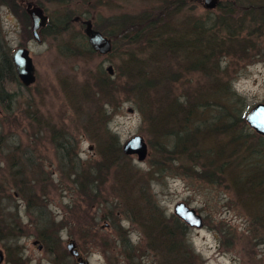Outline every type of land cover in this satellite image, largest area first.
Masks as SVG:
<instances>
[{"label":"rangeland","instance_id":"obj_1","mask_svg":"<svg viewBox=\"0 0 264 264\" xmlns=\"http://www.w3.org/2000/svg\"><path fill=\"white\" fill-rule=\"evenodd\" d=\"M25 1L0 0V51L11 57L26 47L35 74L26 86L3 84L13 95L0 102V264H76L70 241L87 264H264V180L251 184L264 167V134L226 119L264 103V17L244 13L245 1L237 0L234 13L245 17L232 45L196 66L168 51L149 70L160 85L144 96L127 61L130 52L138 59L151 52L148 38L135 36L141 26L129 34L104 30L114 29L111 17H132L162 0H29L46 16L40 41ZM177 1L184 5L166 29L175 37L183 21L217 20L218 5L228 7V0L214 9ZM64 16L66 27L52 24ZM87 20L109 39L107 52L90 45ZM82 38L93 54L77 45ZM173 99L169 134H190L180 151L145 112ZM135 134L147 145L142 160L122 150ZM112 143L124 156L101 158ZM178 202L200 215L199 226L175 213Z\"/></svg>","mask_w":264,"mask_h":264},{"label":"trees","instance_id":"obj_2","mask_svg":"<svg viewBox=\"0 0 264 264\" xmlns=\"http://www.w3.org/2000/svg\"><path fill=\"white\" fill-rule=\"evenodd\" d=\"M234 1L235 4H232L228 0L226 2V5L228 6L227 8L222 7L223 5L225 6L224 3H220L218 7L216 6L217 8L214 7L218 9L219 12V15H217V20H213L209 16L210 14H206L207 20L197 19L195 21H183L181 24L186 25V28L181 32V36L179 37H175L166 33L169 31L166 29L170 28L171 26L170 19L172 18L173 13L176 16L179 10L182 8V5H184V3L182 5L178 3L177 0H162L158 5H154L153 8L141 10L138 14L133 15L132 17H126L123 15L111 17V23L114 25V29H109L110 31H104L105 34L109 33L110 35L117 33L129 34L132 30H135L138 25L141 26L140 28L137 27L136 31L134 32L135 36L140 34L148 38L147 44H149L151 52L145 54L142 59H138L136 55L133 57L134 54L130 52L127 61L136 65V68L139 71V80L137 83L139 85L141 84L142 88H145L144 96H146V93L150 90V87L156 88V86L160 85L161 83L159 75H154L152 72H149V70H157L154 63L157 60H160V57L164 56V54L168 53V51L175 50L177 54L185 53L187 60H191V63L189 64L191 66L203 65L209 60V53L213 52L215 48L224 47V44H226L227 48L232 45V42L234 41L233 37L242 27V22L244 21L245 17L244 13L253 16L255 12H258L264 17V4H258L261 0H244L246 9L241 15L234 13V6L236 5L237 0ZM170 10L173 11L170 12ZM242 15L244 17H242ZM68 19L70 18L64 16L57 21H52L54 22L52 24L56 25L59 23L60 28L61 26L66 27ZM213 28L215 35L210 33V30ZM125 36L129 37L130 41L133 39L128 35ZM77 45L79 47L81 46L84 50H87L92 54L94 53L89 43H87V41H85L83 38L81 41H77ZM193 55H197V57L194 58L192 57ZM100 73L101 79L99 80V85L103 88V85L107 84L108 81L105 72L101 70ZM146 73L148 74L146 75ZM7 81L13 83L20 82L11 57L9 54H5L4 52L0 51V102L5 104L7 103V98L9 101H11L13 95L12 92L9 93L4 90L3 84L5 85ZM167 93L168 92H165L164 95ZM111 94H113V91ZM176 101L173 99L172 101H169L165 107H163V104L159 109L152 107L151 110H146L145 112L150 113L149 118L154 119L152 122H154L155 126L158 129L163 128L166 131V134L169 136V141H171L173 146L177 147L180 151L183 150L182 145L185 146V149L187 148V143L190 141L188 139V135L190 134L187 133L184 136L186 132L179 134L176 133L175 130L171 131L169 134V131L173 128L172 121H174L173 118L175 117L177 111L175 110L177 107ZM195 101L196 100L194 99L192 100V105L195 103ZM232 117L233 116L231 115L226 117L227 123L235 121L237 125V121L239 123L245 122L244 117L239 116V114H237L234 119ZM217 120L218 119L215 117V121ZM261 142L263 143L261 146V154L264 156V139H261ZM107 147L100 151L99 154L101 158L106 157L109 159L112 157L111 155L117 156L116 158H122L124 156V153L118 145H110L108 149ZM211 150L215 153V155L220 153L219 146H212ZM205 151L210 150L207 148ZM256 169L257 168H255V170ZM263 171L264 167L260 168V171L258 168V171L254 173L255 175L252 178L253 182H251V184L254 183V185L258 187L261 185V183H263Z\"/></svg>","mask_w":264,"mask_h":264},{"label":"water","instance_id":"obj_3","mask_svg":"<svg viewBox=\"0 0 264 264\" xmlns=\"http://www.w3.org/2000/svg\"><path fill=\"white\" fill-rule=\"evenodd\" d=\"M219 0H203V6L206 8H214ZM25 10L31 18V32L33 38L40 41L39 29L46 23V16L42 12L41 7L32 1H25ZM84 32L87 35L90 45L99 52H107L110 49L109 39L100 31L92 28L89 20L85 21ZM11 59L16 74L23 85H29L35 79L34 66L29 55V51L24 46H17L11 52ZM107 71L111 74V65L107 66ZM132 109L129 108V111ZM245 121L249 126L253 127L257 132L264 134V103L258 102L253 105L244 115ZM122 150L126 153H135L138 160H142L147 153V145L140 134L129 137L122 145ZM122 151V152H123ZM174 211L182 217L190 225L199 226L201 217L195 210L187 206L184 202L175 204ZM73 242L67 244L69 252L77 255L78 252L73 249ZM40 247V245H38ZM3 260V253L0 251V262ZM77 264H87V260L82 256L77 257Z\"/></svg>","mask_w":264,"mask_h":264},{"label":"flooded vegetation","instance_id":"obj_4","mask_svg":"<svg viewBox=\"0 0 264 264\" xmlns=\"http://www.w3.org/2000/svg\"><path fill=\"white\" fill-rule=\"evenodd\" d=\"M74 249L78 252V254L77 255H74V254H71V253L70 254L76 260V264H77V257H79V256L83 257V255L81 254L80 250L77 247H75Z\"/></svg>","mask_w":264,"mask_h":264}]
</instances>
